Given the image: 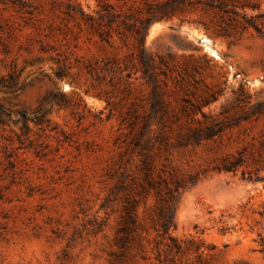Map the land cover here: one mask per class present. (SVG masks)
<instances>
[{
  "label": "rangeland",
  "instance_id": "rangeland-1",
  "mask_svg": "<svg viewBox=\"0 0 264 264\" xmlns=\"http://www.w3.org/2000/svg\"><path fill=\"white\" fill-rule=\"evenodd\" d=\"M24 1L22 9L0 4V76L16 74L20 87L14 93L0 90V103L12 111L0 123V264H109L108 244L121 206L111 191L118 142L128 132L123 117L132 100L147 106L148 89L135 80L139 74L129 79L135 84L128 91L117 74L89 73L84 64L124 58L134 39L122 41L121 33L129 32L115 23L108 28L113 46L100 40L68 16V0ZM72 1L98 17L97 0ZM109 1L118 21L135 22L128 17L138 15L137 8L129 9L131 1ZM252 1L264 10V0ZM199 17L151 20L147 48L187 56L201 67L206 83L223 90L206 112L227 109L233 117L258 107L263 113L240 121L216 141L171 153L172 164L184 173L211 167L240 150L246 161L236 173L209 172L183 190L175 203L174 233L200 235L215 246L211 264H264V169L254 171L253 161L264 140V36L253 29L240 37L210 35L194 21ZM204 33L209 42L200 41ZM60 67L67 76L57 75ZM241 90L250 99L237 101ZM61 94L71 105L47 102ZM42 105L48 121L30 120L28 127L19 121L17 111L33 118ZM243 169L253 172L251 180L243 177ZM139 198L142 213L145 198ZM153 204L149 197L147 206Z\"/></svg>",
  "mask_w": 264,
  "mask_h": 264
},
{
  "label": "trees",
  "instance_id": "trees-1",
  "mask_svg": "<svg viewBox=\"0 0 264 264\" xmlns=\"http://www.w3.org/2000/svg\"><path fill=\"white\" fill-rule=\"evenodd\" d=\"M68 1V16L80 26L81 22L85 23L100 40L113 46L108 28H113L115 23L124 25L129 32H118L122 34V41L127 37L134 39L131 52L124 58L113 56L105 59L103 64L85 63L87 71L115 73L120 82L124 80L123 85L128 91L133 90L135 84L129 79L139 74L135 80H140L148 89L147 106L132 100L127 116L123 117L128 132L123 141L118 142L120 150L114 164L115 183L111 191L115 200L121 199V206L117 209V224L108 244L109 264H211L215 246L200 235L177 236L174 233L175 203L183 190L195 185L209 172L236 173L246 164L245 151L228 154L211 167L189 173L180 172L172 164L170 155L176 148L216 141L240 121L263 111L253 107L250 114L245 112L233 117L227 109L218 114L206 112L204 107L216 101L223 90L218 85L206 83L201 67L187 56L150 51L145 42L146 30L153 19L179 17L184 20L188 15L198 13L199 19L194 21L210 35L240 37L253 29L264 36V10L252 0H141V6H136L137 0H124L125 3L131 1L129 9L137 8L138 15H128L135 21L130 23L127 19L118 21L120 15L109 11L115 6L109 0H97L100 7L98 17L86 14L78 4ZM0 4L19 9L27 6L24 0H0ZM63 70L60 67L57 75L67 76ZM16 80L14 73L0 76V90L14 93L20 89L16 88ZM241 91L237 101L250 99L248 93ZM182 93L194 99L182 97ZM61 96L47 102L59 107L71 105L72 100L64 94ZM107 103L110 105L111 101L107 100ZM11 113L0 103V123ZM17 113L20 114L19 121L28 127L30 120L37 123L46 120L48 110L40 106L33 118L25 111ZM260 146L259 157L253 156L254 163L258 164L254 171L264 169V140L260 141ZM252 174L251 170H242L244 178L251 180ZM140 196L145 198L143 204L146 208L142 213ZM149 197L154 198L152 206H147ZM262 214L264 216V210Z\"/></svg>",
  "mask_w": 264,
  "mask_h": 264
},
{
  "label": "water",
  "instance_id": "water-1",
  "mask_svg": "<svg viewBox=\"0 0 264 264\" xmlns=\"http://www.w3.org/2000/svg\"><path fill=\"white\" fill-rule=\"evenodd\" d=\"M206 39H211V38L206 33H204L203 36L200 37V41L206 43Z\"/></svg>",
  "mask_w": 264,
  "mask_h": 264
},
{
  "label": "bare ground",
  "instance_id": "bare-ground-1",
  "mask_svg": "<svg viewBox=\"0 0 264 264\" xmlns=\"http://www.w3.org/2000/svg\"><path fill=\"white\" fill-rule=\"evenodd\" d=\"M206 41H208V42H209V41H210V39H206ZM212 52H213V51H212Z\"/></svg>",
  "mask_w": 264,
  "mask_h": 264
}]
</instances>
